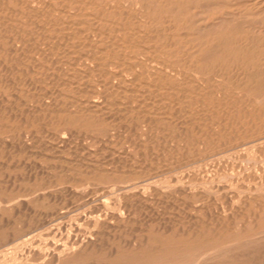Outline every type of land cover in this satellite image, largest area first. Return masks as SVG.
Masks as SVG:
<instances>
[{
  "label": "bare ground",
  "instance_id": "obj_1",
  "mask_svg": "<svg viewBox=\"0 0 264 264\" xmlns=\"http://www.w3.org/2000/svg\"><path fill=\"white\" fill-rule=\"evenodd\" d=\"M83 1L84 2L81 1L82 4L80 5V9H84L85 7L88 8V7H91L93 5V0H87L86 2H85V0H83ZM110 1H112V0H110ZM115 1H117V0H115ZM122 1L125 2V0H122ZM164 1L165 0H163L162 2H164ZM168 1H167V3H168ZM191 1H189V2L190 3L194 2L193 0H191ZM199 1H201V0H199ZM203 1H205V0H203ZM236 1H238V0H236ZM7 2H9V1L7 0ZM18 2L16 1V3H18ZM38 2L41 3L43 1H40V0H38V1L32 0L31 1L30 0V2H29L30 5L27 8L22 7L23 11L17 12L16 9H18V8L16 7L15 10L17 13L7 15L8 17H5L6 15L5 16L0 15V149L5 144L6 145V149H5L6 153H8L9 151L11 152V149L13 151V145L14 144H12V143L16 140L20 141L22 144L27 141V142H29V144L31 142V144L34 145V140H35V138L37 139L36 131L38 132V130L43 131V135L41 134V132L38 133V134L42 135V138L41 137H38V138L39 139L44 138L43 140H45L46 144H48L44 147V150H43L44 152L45 151H48L49 153H50V151L53 152L54 149L49 148V144H50L49 141H50V139L51 140L53 139L56 143L55 147L58 150V152L64 153L65 149L68 148V146L71 142L73 130H75V129L81 130L84 134L89 135V136L85 135L86 137L84 136V139L86 138L93 143V141H96V137L98 136V134L101 135L102 133L106 132L105 128L107 126H104L105 124H107L108 126H111L110 124H116L114 126L115 130H113L109 135V139H116L117 140V139L122 137L123 139L127 140L126 142H129L132 145H135L134 138L137 137V136H135V134L137 135V133H136L137 131H135V130H137L139 128L141 130V128H144V129H142L143 131H141V133L138 134V137L136 138V141H139L138 144L136 142L137 148L134 147L135 148L134 149L132 147V149L136 150L135 152H139L140 156H141V154H143L142 156H145V153L147 152L146 148H145L147 146H143V143H153L154 144L155 139L158 138V135L160 133L162 134L161 138L163 137V139H164V142H163L161 140V138H159L161 143L166 142V144L170 147L169 149H172L171 152L174 151V152H176V153L178 152L180 154L181 152H179V151H181V149H183V152L190 153L185 149V147H187V146H185V147L180 146L179 142H182V143L184 142L185 145L186 144L190 145L189 147L191 149V147L193 148V146L204 145V141H202L203 138L209 139V138L219 137L220 134H222L226 129L231 127V124L227 123L229 120L234 122L233 125H238L239 126L238 128H240L239 124L244 122V125L245 126L250 125L251 130H252V128H254V125H253L254 121H256V122L259 121L261 118L260 116H262V118H263L264 110L260 111V109H263V106L261 107L260 104H259V106H260L259 110H256L255 108L247 109L246 107L243 109L242 108L235 109L233 106H231V109L233 108V110H228V112H225V111L223 112L219 109H222V107H225V106L222 104L223 106L220 108L219 107V105H221V104H219L220 102H218L219 105L216 104L217 109L219 107V109H218L219 112L216 108H215V111L208 110L206 108L203 109L204 107L200 108V105L198 106L200 109H197L196 106L198 105L197 104L198 101L197 102L194 101V96H195V94H197L196 92L193 96L192 103H191V100L189 99L188 94H187L188 98L185 96L188 100H190L189 104L185 103V105L188 104L189 107L185 106L184 108H179L178 110L175 109L176 111L174 110V112L173 111L170 112L171 110H169L167 108L166 109L160 108L161 104L158 102L160 96H158L157 102L160 104V106L159 107L157 106V108H153L152 105L154 104V101L156 102V100L150 99L149 95L152 93H155V92L153 90V92L150 93L151 91L149 92V89H150V83L153 84L151 82V80L152 79L155 80L156 79L155 77H157V76L152 77L151 80L149 79L150 81L149 80L148 81L150 83L147 82V78L149 76L151 77V76L155 75L156 73H158V77L160 75H162V73H163L164 77L169 78V77H172L171 72L173 73V71L176 70V69H174V70L169 69V70H171V72H169L168 68H169L170 63L165 62V60H164V62H162V61L159 62V60H161V59L157 60L158 61L157 62L156 59L153 57V55H154V53H158L157 52L158 48H160V47L162 48L164 46L167 49V50H165V52L166 51L168 52L169 57L171 56V54L177 55L176 49L178 48V46L174 42L173 34H171L172 37H169V40L167 38L166 42H165V40H163L165 43H164V46H162L163 45L162 39H164V38H162V36L164 34L161 36L160 35L161 33L157 34V32L154 30L155 31L154 34L156 33L157 35L161 36V37L158 36L159 37L158 38L156 35L151 33L153 31V29L155 28L154 27L155 25L154 26L152 25L154 28L152 27L153 29H150V30H152L150 32L148 30V34L149 35H150V33L153 34L154 36L151 35V37L153 36L152 38H154V39H155V37H157L158 40H160L161 38L162 39L160 40L161 42H158L159 45H161L160 47L157 46V44H156L157 41H155V40L154 41L152 40V42L153 43L156 42L155 43L156 45L154 47H152L154 45L153 44L150 47V46L145 45V44H149V42H151L150 36L148 34H146L148 27L146 28V32L144 33L145 34V36H144L140 32H138V30H135V29L132 30L131 27L129 26L130 25L129 23H127L126 25L118 27L119 25H117V23L114 22L117 19H114V21H110V22L112 23V25H113V23L114 24L116 23L115 25H117L118 28L113 27L114 26L113 25L112 26L113 30H107V28H108L107 27L106 28L107 34H106V32L101 33L104 31L102 30L101 32H99L98 29H95L96 25H98V23L99 24L102 23L103 25L104 24L111 25V23L108 24L107 22L106 23L101 22V20H102L101 18H105L104 17L105 15L103 17H101L103 14L101 15L99 12H97L96 8L94 9V11H96L95 13H92L94 11L89 13L90 8H88V11H86V13H84L83 10H79L78 8H76V9L73 8V10H76V11H77V9L79 10L78 14H76L73 11H72L73 13H71V9H69V8H67V9H69V12L66 11L67 5L73 4L69 0H59L60 3L59 2L58 3H59L60 7L55 6L56 8H58L57 10L51 8L50 7L51 5L48 6V10H45L46 9L45 7H44L45 8L44 10H40L42 6L39 7L38 5L40 3H38ZM74 2L76 3V1H74ZM97 2L100 3V1H97ZM105 2H106V0H105ZM120 2H121V0H120ZM132 2H134V0H132ZM136 2H137V0H136ZM157 2H155L156 5H158ZM206 2H208V1H206ZM11 3H12V1H11ZM49 3H52V0ZM160 3H161V1L159 2V4ZM19 4H18V7H19ZM56 4H57V2H56ZM107 4H108V2H107ZM146 4L148 5L147 2H146ZM206 4H208V3H206ZM9 5H10V3H9ZM35 5L37 6V8H40V9H37L36 7H34ZM73 5L79 6V5H75V4H73ZM73 5H71V6H73ZM153 5H149V6L151 7ZM166 5H168V4H166ZM173 5L176 6V3H174ZM242 5L243 6L241 7V10L238 13H229L228 14L229 19L231 21L234 22V20H236V18H240L242 16L246 17V15L250 14L252 10L258 11V12L264 10V0H243ZM15 6L16 5L14 4V7ZM46 6H47V4H46ZM113 6H115V5L113 4ZM122 6H123V4H122ZM158 6H160V5H158ZM239 6H240V4L238 3V7ZM115 7H116L115 13H113L114 11H112V14H114V18L117 15L120 17V15H119L120 13L117 11L119 10V8L121 9V6L119 7V4L117 3V5ZM133 7H135V6L133 5ZM138 7H142V6L140 5ZM153 7L156 8V6H153ZM186 7H188V6H185V8ZM129 8H131V7H129ZM158 8H162V7H158ZM171 8H172V6H171ZM98 9H99L98 11H100L99 7H98ZM138 9L141 11L142 8L141 9L138 8ZM144 9L147 10L146 7ZM150 9H149V12L151 13ZM167 9H168V7H167ZM167 9L164 11L167 12ZM208 9H211V8H208ZM2 10H7V8L6 9L4 8ZM9 10H10V8H9ZM9 10H8V12H9ZM110 10H111V8H110ZM125 10H127L126 7H125ZM125 10H123V11H125ZM146 10H145V12H146ZM169 10H173V8L172 9L169 8ZM174 10H176V9H174ZM130 11L132 12L131 9H130ZM155 11L157 12V8ZM2 12L3 11H1L0 13H2ZM10 12H12V11H10ZM101 12H103V11H101ZM106 12H109V11H106ZM160 12H159V16L161 18L163 16V14H165V13L160 14ZM180 12H181V9H180ZM183 12L185 13V11L182 10V14H183ZM258 12H256L257 15L259 14ZM123 13L121 12V14H123ZM130 13L128 14L129 15L128 17L131 18L132 16L130 15ZM109 14L111 15V13H109ZM145 14L148 15L147 12ZM110 15H108V16L111 17ZM132 15H133V17H135L134 13ZM136 15H137V13H136ZM171 15H170V17H171ZM262 15H264V14H262ZM121 17H122V15H121ZM140 17H138V15H137V18H139V19H136L137 22L134 24H138V22L143 23V24H147L149 19H147V22H145L146 18L142 19L145 16L143 17L141 15ZM183 17H185V16H183ZM254 17L256 18L257 16H254ZM261 17H263V16H261ZM90 18H91V23H93L92 21L96 22V25H93V26H95V28L86 22V20H89ZM148 18H150V17L148 16ZM154 18H155V16H154ZM154 18L152 20L155 21ZM158 18L159 17L157 15L156 20ZM167 18H165V19H167ZM174 18H177V17H174ZM108 19L111 20L113 18L111 17V19L110 18H108ZM131 19H133V18H131ZM244 19L246 20L247 17ZM249 19L251 22L252 17L248 18V20ZM261 19H264V17ZM175 20H177V19H175ZM175 20H173V21H175ZM126 21H128V20H126ZM158 21H160V19ZM131 22L133 23L134 20ZM168 22H169V20H168ZM220 22L221 23H218L219 26H220V24L225 23L226 20L221 19ZM235 22H238V21H235ZM235 22H234V24H235ZM240 22H241V24H244V23H242L243 21L240 20ZM156 23H158V22H156ZM198 23H200V22H198ZM227 23H226V25H227ZM245 23H246V21H245ZM241 24H239V26ZM133 25H131V26H133ZM150 25H149V27H150ZM187 25H189V23ZM146 26L147 25H145V27ZM156 26H159V25H156ZM209 26H211V25H208V28H209ZM215 26L217 27V24H215ZM233 26L235 27V25H233ZM233 26H232V28H233ZM134 27H135V25H134ZM162 27H160L161 29L158 27L157 28L160 31V30H162ZM166 27L168 28L169 26H166ZM191 27H189V30H191ZM199 27H201V26H199ZM109 28H111V26H109ZM240 28L242 29V27H240ZM74 29H76L77 37L75 35H74L75 37L73 36L72 31H74ZM163 29H165V27ZM210 29L211 28H209L208 30H210ZM214 29L216 30V28H214ZM168 30L169 29H167V31ZM205 30H206V28H205ZM215 30L213 32H215ZM227 30H229V28L226 29V31ZM235 30H236V28H235ZM254 30H255V28H254ZM256 30H257V28H256ZM144 31H145V29H144ZM164 31H166V30H164ZM185 31L186 30H184V32ZM192 31L191 32L188 31V32L192 33ZM232 31H233V29H232ZM166 32H164V33L167 36ZM237 32H238V29H237ZM169 33L170 32H168V34ZM209 33L211 34L212 32L209 31ZM140 34L142 36H139ZM192 34L194 35V33H192ZM257 34H259V33H257ZM184 35H186V34L184 33ZM248 35H249V33H248ZM222 36H224V35H222ZM230 36H231V33H230ZM230 36H229V38H231ZM235 36L236 35H234V37ZM237 36H240V35H237ZM242 36H240L239 38H242ZM213 37H216V36H212V38ZM220 37H221V35L218 38H220ZM245 37H246V35H245ZM245 37H244V39H245ZM180 38H181V36H180ZM254 38L257 39V37H254ZM138 39L139 40L142 39L141 40L142 43L143 42L145 43V44L143 43V45H145V46L141 49L142 52L140 51V53H144V54H146V56L142 54L144 56L142 58L137 57L136 54H135L136 56H134V53L132 51H128V52L133 53V54L127 53V51H126L127 49H131V50L133 48L138 49V45H137ZM165 39H166V37H165ZM207 39L210 40L211 37H209ZM235 39H236V37H235ZM247 39H249V38H247ZM255 39H253V40L255 41ZM209 40H207L208 43H210ZM238 40H239L238 42L241 41L240 39H238ZM249 40L252 44L251 39H249ZM224 41H225V39L223 40L221 38L211 40V44H215L214 47L213 46H211V47L218 49L223 44ZM242 41L245 42V40H243V38H242ZM181 42H182V40H181ZM187 42L192 43V44L196 43V45L194 47H197L198 49L195 50V52L192 51L193 53L191 52V54H189V55L186 53H183L182 50L179 51V52H182V54H184V58L180 61V62H182V65L180 63H178L179 61L178 62L176 61V60H179V58H177L178 55L176 57L177 59H175V56L173 57L174 60L170 59L171 62L176 61L177 63H175V64H179V65H177V67L179 66L177 68L179 70H176V72H174L175 74L181 73L180 69L184 68V67L186 69H188L185 71L186 73L194 74L193 72H195L196 74L197 73L199 74L201 72V70L199 71L201 64L204 65V63H206L205 61L208 59V56L210 55V54H207L205 56L206 53H209V52H207V50L212 49V48H210L211 44L208 45L209 48L206 46V48H205L206 51H204L203 46L207 45V42L205 41V43H204V41L202 40V36H198L197 38H194V39L189 40V41L185 40V42H182V43L186 44ZM230 42H231V40H230ZM230 42H229V44L231 46L229 45L228 48L236 47L235 44L234 45L231 44L233 41L231 43ZM247 42L249 43V41H247ZM262 43H264V42H262ZM262 43H258V44H262ZM139 44H140V42H139ZM237 45L239 46V44H237ZM246 45H248V44H246ZM156 46H157V48H156ZM181 46H182V44L180 45V48H182ZM256 46H257V44H256ZM261 46H263V45H261ZM251 47H253V46H251ZM180 48H178V50H180ZM221 48H220V51H221L220 53H222ZM238 48L240 49V46ZM242 48H241V50H242ZM187 49L188 48H186L185 50H187ZM226 49H227V46H226ZM230 49H228V51ZM136 50H133V51H136ZM183 50H184V45H183ZM237 50L238 49H236V51ZM226 51L227 50H225L224 52H226ZM231 51H232L231 52V54H232L233 49H231ZM165 52H163L164 55H167V54H165ZM211 52H213V51H211ZM114 53H116V55ZM214 53H215V51L212 53V56H215ZM235 53H237V52H235ZM241 53H243V52H241ZM241 53L239 52L237 54L240 55ZM112 54H113V56H112ZM162 54L158 53V55H162ZM231 54H228V56L230 55L229 57H231ZM255 54H256V52H255ZM262 54H263L262 57L264 58V52ZM234 55L235 54H233V57H234ZM155 56H156V54H155ZM217 56L218 55H216V58H217ZM220 56H222V55H220ZM220 56L218 57L219 59H220ZM226 56H227V54L225 53V56L224 57L222 56V57L225 58ZM161 57H164V56H161ZM233 57H231L230 60H229V58H227L229 60L228 62H231V60L234 59ZM259 57H261V56H259ZM263 58H262V61H263ZM180 59H181V57H180ZM215 59H213V60H215ZM225 59L222 60L223 63H225L224 62V61H226ZM216 60H215V62H216ZM167 61H169V60H167ZM234 62H237V64H238L239 61H234ZM234 62H233V64H236ZM257 62L259 63L260 61L257 60ZM216 63L218 64V62H216ZM247 63H245V64H247ZM217 64L215 66L219 67V69H220L221 64L218 66H217ZM261 64H259V65L261 66ZM242 65H243V63H242ZM263 65H264V63H263ZM211 66H213V64H211ZM211 66H209V69H208V71H211V72H208L210 74L212 73V71H214V70H211L212 69ZM136 67H138L139 70L135 69ZM222 67H223V64H222ZM204 68H205V66H204ZM206 68H208L207 65H206ZM189 69H190V71H193V72L190 73ZM203 69H202V71H205V69L204 70ZM213 69H215V68H213ZM225 70H227V72H228V69H225ZM182 71H183V69H182ZM217 71L219 73L220 70L217 69ZM185 72H182V73H185ZM214 72H216V71H214ZM229 72H231V71H229ZM248 72H249V70L248 71H245V70L242 71L241 70L239 73H236L235 75H237L239 77L242 76L246 79L248 74L250 73V72L249 73ZM263 72H264V69H260L258 72H255V74H257V73L262 74ZM202 74L205 77H207V75H208L210 78V75L207 74V72L202 73ZM202 74L200 73V75H198V76H200V78H201ZM204 74H206V75H204ZM214 75L215 74H212V76H214ZM142 77H145V80H146L145 82L140 81V79H142ZM158 77H157V79H159ZM219 77H221V76H219ZM248 78L246 80L251 79L250 77H248ZM190 79L191 80H189V81L192 82L191 77H190ZM198 79H199V77H198ZM201 79H203L202 81L205 80L204 78H201ZM165 80L166 79H164V81ZM173 80H174V78H173ZM181 80L183 82V78ZM196 80L194 79V81H196ZM155 81H153V82H155ZM161 81H163V80H161ZM167 81H169V80H167ZM186 81H188V80H186ZM206 81H207V78H206ZM208 81H210V80H208ZM213 81H214V79H213ZM157 82H158V80H157ZM159 82H160V80H159ZM166 82L164 83V85L166 84ZM180 84H182V83H180ZM184 85H185V83H184ZM213 85L214 84H212L211 86L213 87ZM156 86H157V84H156ZM200 86H197L198 88H195V89L198 91ZM166 87L168 88L167 84H166ZM214 87H217V85H215ZM214 87H213V89H214ZM218 87H217V90H218ZM164 88L161 87L160 89H164ZM171 88H172V85H171ZM174 88H172V89H174ZM185 88L186 87H184V89ZM188 88H191V87H188ZM188 88H186L185 90H187ZM140 89H142V90H140ZM179 89H181V88L179 87ZM184 89H181V90H184ZM192 89H194V88L192 87L191 90ZM259 89H261V88H259ZM150 90H152V89H150ZM194 90H192L193 93H194ZM215 90H216V88H215ZM220 90H222V89H220ZM169 91H172V90H169ZM176 92L179 93V91H176ZM174 93H175V91H174ZM182 93H184V92H182ZM221 93H224V91L220 92L219 95H222ZM161 94H162V91H161ZM189 94H191L190 96H192V92H190ZM224 94H226V93H224ZM153 95H156V93ZM166 95L168 96L170 94L167 93ZM179 95H180V93H179ZM200 95H202V94H200ZM205 95H206V93H205ZM231 95H233V94H231ZM241 95L245 96L244 94H241ZM260 95L261 94H259L257 96H260ZM174 96H175V98H178L175 94H174ZM214 96H215V94L213 95V97ZM217 96H218V94H217ZM150 97H151V95H150ZM181 97L183 99H185L183 97V95ZM181 97L179 96V98H181ZM213 97L211 99H213ZM227 97H228V95L226 96V98ZM163 98L164 97H162L160 99L162 100ZM166 98L163 100H166V101L170 100V99L167 100ZM170 98H171V96H170ZM172 98H173V96H172ZM172 98H171L172 101L176 100V99L173 100ZM219 98H220V96H219ZM240 98H241V96H240ZM246 98L248 99V96ZM262 98H264V97L262 96ZM154 99H157V98H154ZM183 99H181V100H183ZM220 99H223V98H220ZM237 99H238V97L235 99L234 103L236 102ZM260 99H261V97H260ZM177 100H176V103H177ZM198 100H199V98H198ZM204 100H205V96H204ZM243 100H245V99H242L241 103L244 102ZM201 101H203V100H201ZM216 101H217V98H216ZM240 101H241V99H239V102ZM256 101H257V99H256ZM169 102H167V103H169ZM185 102H187V101H185ZM209 102H213V101L210 100ZM239 102H236L235 104L232 102V104L236 105ZM262 102H264V101H262ZM170 103H172V102H170ZM246 103L253 104V101H251V99H250V100H247ZM199 104H201V103H199ZM205 104H206V102H205ZM156 105H158V104H156ZM193 105L194 106L196 105L195 106L196 108H193ZM228 105H230V104H228ZM174 106H177V105H174ZM154 107H156V106H154ZM162 107H163V105H162ZM227 108H228V106H226V109ZM239 109H241V110H239ZM172 110H173V108H172ZM172 113H174V114H172ZM219 114L221 115L220 118L218 116ZM247 120L249 122H247ZM158 122H161L162 124H166V125L171 124V127L175 123V125H176L175 127L177 128V130L175 128H171V127H169V128L175 129L177 131V133L174 135H164V132L166 130L164 129L165 131L163 132L161 129L160 130L158 129L159 126L156 127V124ZM221 122H223L224 124H221ZM263 123H264V121H263ZM166 125H164V126L166 127ZM213 126L216 127L217 130H216V128H213ZM259 128H262V127H259ZM229 129L232 130L233 132L235 131L232 128H229ZM243 129H244V127H243ZM171 131L172 130H170V133H171ZM232 131H230V132H232ZM237 131H238V129H237ZM260 131H261V129H260ZM128 134L131 135L132 138L133 137L134 138L132 139ZM231 134H229V135L232 136ZM246 134H248V133H246ZM64 135H67L69 138H64L65 137ZM126 135H128L129 137ZM250 135H251V133H250ZM238 136L239 135H237L236 138H238ZM245 136L246 135H244V137ZM260 136H262V134ZM14 139H16V140H14ZM39 139H37V140H39ZM220 139H221V137L219 138V140ZM260 139H261V137L259 138V140ZM37 140L35 143H37ZM240 140H241V138H240ZM117 141H119V140H117ZM160 141H159V144H160ZM212 141H213L212 143H214V140H212ZM221 141H223V140H221ZM40 142H42V145H43L44 142L43 141H40ZM112 142L113 141L110 140V144ZM215 142H217L216 139H215ZM218 142L220 143V141H218ZM225 142H227V141H225ZM250 142H253V140ZM255 142L256 141H254V143ZM260 142H261V140H260ZM262 142H264V140ZM262 142H261V145L255 144V147H256V145H258V147H256L257 153H256V151L254 152V153H256V155L254 154V156H252V159H250V158L246 159V156H244L245 153L243 154V152H245V151L243 150L244 149L243 147H246V144L243 141H241V143L240 144L238 143L237 146H235L234 143H233L234 146H232L230 144L233 148L225 149L223 151V154L219 153L220 154L219 156L215 155V159H213V160L211 159L212 161L210 160V164L207 165V168L209 167L208 169L204 170L205 169L204 168L203 170H201V172H198L195 169H194L195 170L194 172H190V169H192L191 167H190V169H187V170H189L190 173L187 174L186 176L188 178H191V179H189L190 181L186 180V182H188V183H190V182L193 183L192 181H194V180H195V182L197 180L205 182L206 180H208V181L214 180L215 181V179H216V180H219L221 182L220 184H222V185L217 186L220 189L226 188V187L230 186V184H234V185L237 184L238 191H240V193L236 192V194H234V192H233L234 188L232 189L233 195H236V197H235L236 200L234 198L235 201L232 200V203L226 204L227 207L225 209L224 208L220 209L219 206H216L219 208V211H217L219 213H217L216 215L213 214L214 217H212V216L207 217L205 215V217H207V219H203V218H195L194 219L193 218L194 219V220L192 219L193 221H191V222L189 221L190 223L188 222L186 225H184L182 227H178L179 226L178 224H177L178 226H176L175 224L172 225L170 223H168L166 225H164L165 223L159 224V226H158V228H156V230L155 229H153V230L142 229V227L144 226L143 225L141 228H139V232H138L139 234H136V235H138V237L136 236L137 238L133 235L134 237H130L131 239L129 238V240L126 238L127 241L123 240L124 242H122V241L119 242V240H118V242H115L116 245H114V246L111 245V243H110V245H106L104 243L101 245V243L98 242L100 244V245H98L93 241L92 243H95L96 244L95 245V244H92L91 242L89 244L85 243V242H89V241H84V242L81 241L80 242L81 244L77 243V242H71V243L66 242V244H64V245H59L60 244L59 243L58 246L57 247L54 246L55 247L54 248L52 244L49 245V242L51 243V241H49L48 243L46 242V244H45L44 241H40L38 239H37V241H34L32 243H29V244H22V241L24 240L23 239L20 244H17L18 239L23 237L22 236L23 234L20 237L17 235L18 231H15V230H13V228L9 227L10 226V225H8L9 219H8V217H4V213L6 212L7 209H10L11 207H14V206L22 208L25 211L27 209L30 210L31 208H33V206L35 204L33 205L31 203L32 202L34 203V201L36 200V198L34 197V194L38 190L40 192V189L43 186L42 185H36V186L30 185L27 188H23V189L17 188L16 189L15 188L16 186L14 184H10L11 189L9 190L8 194H6L7 193L6 190L8 191V189L6 188L7 186H5V187L3 186L5 190L1 191V189H0V236H1V239H0V264H264V145H262ZM92 143H89V144H91V147H90L91 150L86 147V144H88V142L84 146H82V144H81V146H82L81 151L83 153H85L84 158L81 157L78 160V158H76L77 155H75L76 159H74V161H75L74 164L73 163L69 164L67 161V163H68L67 166H61V165L59 167L54 166L52 168H49V170H52V169L57 170V168H59V169H61L62 172H64V173L66 172L71 177L72 176H79L80 177L79 179L81 180V182L82 181H85V182L88 181V183L92 182L91 181L92 178L88 177V176H91L92 174L96 175V174L103 172V171L104 172L109 171L110 173H113V175H114V172H115V169H114L115 165L114 164H118V166L121 164V166H119V168L122 170L126 169L128 171H134L135 166H133L132 163H130L129 165H126L127 162H130L132 160V157H133L132 153L130 152L131 147H130V151H128L123 146L124 149L122 151L120 150L121 152H117V150L116 151L113 150V147L111 144L110 147H112V149H110V151H109L110 153L108 154L111 158L109 159V157L105 154L108 157L109 162L106 164V162L108 161L106 159L107 161L106 160L103 161V162H105V164L104 163L102 164V163H99L97 157L94 154L96 149H92V147L94 148V145H95V144L93 145ZM157 143L158 142H156V144ZM228 143H230V140ZM25 144L27 145L28 143H25ZM31 144H30V146H31ZM119 144H117V142H116V145H114V146H117ZM121 144L123 145V143H121ZM125 144H127V143H125ZM159 144H157L156 147L160 146ZM166 144H165V146H166ZM172 144L174 146H172ZM206 144H208V143H205V145ZM96 145H98V144H96ZM96 145H95V147H96ZM225 145H226V143H225ZM23 146L26 147L25 145H23ZM27 146H29V145H27ZM74 146H76V145H74ZM102 146H103V144H102ZM209 146H211V145H209ZM249 146H251V145L249 144ZM14 147H16V146H14ZM97 147H99V145ZM125 147H127V146L125 145ZM148 147L150 148L151 146L149 145ZM153 147H154V145H153ZM253 147H254V145H253ZM253 147H251V148H253ZM114 148H116V147H114ZM119 148L122 149V147L118 146L117 149H119ZM159 148H158V150L161 149V148L160 149ZM225 148H227V147H225ZM240 148H243L242 149L243 152L238 150ZM251 148H250V150H251ZM15 149H17V147ZM37 149H35V150H37ZM194 149H196V148H194ZM198 149H200V147ZM207 149H206V152L204 151L205 154L202 153V156L204 155V157H205V155H207L206 154L208 152ZM212 149H214V148L212 147ZM217 149L218 148L215 147V150H217ZM234 149H237L236 151L241 152V154L244 156L242 160L236 161V159L238 158L240 153H238V156H235L237 152L235 153V155L230 154L232 151H234ZM246 149H247V147H246ZM25 150H26V148H25ZM31 150H34V149H31ZM92 150H95V151H92ZM152 150H154V148L149 151V152H151L149 154H152ZM163 150L164 149H162V151ZM203 150H205V149H203ZM203 150L201 147V150H199V151L202 152ZM219 150H220V148H219ZM75 151L76 150H74V153H75ZM168 151L169 150H166V152H168ZM193 151H195V150H193ZM197 151L195 152V154L197 153ZM210 151H213V150H210ZM249 151L247 150L248 153H250ZM253 151H252V153H253ZM44 152H43V154H45ZM82 152H81V154H82ZM154 152L155 151H153V154L156 155L158 151L156 152V154ZM3 153H4V151H3ZM192 153H194V152H192ZM198 153H197V155H198ZM224 153H227V154H224ZM50 154H52V153H50ZM161 154H163V153H161ZM169 154L171 155V153H169ZM200 154L198 155V159H199ZM0 155L2 156L1 152H0ZM12 155H13V152H12ZM26 155H27V152H26ZM97 155L99 157L98 153H97ZM180 155H182V153ZM183 155H184V153H183ZM242 155H241V157H242ZM164 156H165V154H164ZM184 156L186 157L187 155H184ZM146 157H148V155H146L145 158ZM152 157H154V156H152ZM189 157L191 158L192 156H189ZM189 157H186V159H188ZM207 157H210V156L207 155L205 159H210ZM45 158H47V157H45ZM103 158H105V156H103L102 159ZM145 158L143 160H145V161L147 160V162H149V160L147 158L146 159ZM178 158H180V156H178ZM212 158H214V157L212 156ZM63 160H62V163H63ZM165 160H167L166 157H165ZM178 160L182 161V159H178ZM154 161L157 162V160H155V159H154ZM195 161H198V160L195 159ZM203 161H205V160H203ZM206 161L202 164L204 167H206L205 166ZM100 162H102V161L100 160ZM150 162H152L151 159H150ZM158 162H160V161L158 160ZM175 162H177V161H175ZM188 162H191V161L188 159ZM0 163H2V162L0 161ZM177 163H179V162H177ZM183 163L185 165L187 162L186 163L183 162ZM195 163H197V162H195ZM198 163L201 164V162H198ZM144 164L146 166L147 165L149 166V164H151V163L146 164V162H145V163H143V165ZM155 164L157 165V163H155ZM102 165H104V166H102ZM110 165L111 166L114 165L112 169L108 168V166H110ZM140 165L141 164H139V167H140ZM175 165H177V164L175 163ZM187 166H188V164H187ZM139 167H137V168L140 169L141 167L140 168ZM165 167L167 168V166H165ZM199 167H201V165ZM195 168H197V167H195ZM152 169L153 168H151L150 170H152ZM46 170L48 171V169H46ZM122 170L120 172H122ZM124 170H123V172H124ZM148 170H149V168H148ZM155 170H157V169H155ZM4 171H2V172H4ZM140 171H142V170L140 169ZM140 171H138V172L141 173ZM104 172H103V174H104ZM165 172L166 173L170 172V174H171V170H161L160 174L165 173ZM173 172H175V170ZM45 173H47V172H45ZM184 173H186V172H184ZM48 174L51 175L50 172ZM119 174H121V173H119ZM136 174L134 173V175H136ZM158 174H159V172H158ZM174 174H176V173H174ZM2 175H1L0 179L3 178ZM116 175H115V177H116ZM123 175H124V173H123ZM100 176H101V174H100ZM110 176H111V174H110ZM184 176H185L184 174L182 175V177L179 176L180 181H178V179H179L178 178L176 182L184 181V180H182V178H184ZM86 177L90 178L91 180H87ZM125 177H127V176H125ZM171 177H173V176H171ZM94 178H96V176ZM131 178L132 177H130V178L128 177V180L126 179L127 180L126 183L127 182L129 183V179H131ZM32 179L34 180L35 176H33ZM168 179L167 180L169 182H172L174 180V178H173V180L170 179L169 176H168ZM37 180L38 179H36V181ZM99 180H100V178H99ZM167 180H166V182H167ZM75 181H77V180H75ZM135 181L136 180H134V182ZM97 182H99V184L101 183L98 180H97ZM122 182L125 185L124 180H121V183ZM34 183L35 182H33V184ZM49 183L51 184L50 181H49ZM49 183H47V186L50 185ZM55 183L58 185V182H55ZM110 183H111V181H110ZM113 183H114V181H113ZM117 183H119V182H117ZM131 183H132V181L130 182V184ZM188 183L186 184L187 186H188ZM205 183H207V181ZM54 184H51V185H54ZM198 184H200V183H198ZM119 185L120 184H118V186ZM200 185L198 186L199 187L198 190L199 191L201 190V192L203 194V191L207 190V189H200L201 188ZM44 186H46V184ZM102 186H103V184H102ZM115 186H117V184ZM122 186H123V184H122ZM151 186H147L145 188H148ZM155 186H156V188H155ZM155 186H154V188L157 189V184H155ZM207 186H209V185H207ZM211 186L212 185H210L209 188H211ZM128 187H129V185H128ZM183 187L181 186V188H183ZM195 187L197 188V186H195ZM202 188H203V186H202ZM219 188H218V192L220 190ZM229 188H231V187H229ZM43 189H45V188H43ZM113 189H114V186H113ZM185 189L188 192L189 188H185ZM141 190L143 191V189H141ZM181 190L182 189H180L179 192H181ZM191 190H193V189H191ZM235 190L237 191V189H235ZM194 191H196V190H194ZM156 192H157V190H156ZM190 192L191 191H189L188 193H190ZM36 193H38V192H36ZM41 193H46V192H41ZM47 193H48V191H47ZM159 193H157V194H159ZM48 194L50 195V192ZM191 194H192V192H191ZM216 194H217V190H216ZM148 195H149V193H148ZM148 195L145 194V196H148ZM43 196H44V194H43ZM151 196H153V195H151ZM202 196H205V195L203 194ZM47 198L48 197L46 195V199ZM219 200H220V198H219ZM219 202H221V201H219ZM233 202L236 205H234ZM67 203H68V201H67ZM214 203L216 204V202H214ZM222 204H224V202H222ZM223 207H225V206H223ZM196 210H197V208H196ZM196 210H194L193 212H195ZM205 211H207V210H205ZM209 212H210V210H209ZM209 212H207V214ZM211 213H212V211H211ZM211 213H210V215H211ZM155 222H157V221H155ZM24 227H26V226H24ZM45 227H46V225H45ZM44 231L47 232V228H46V230L44 229ZM53 231H54V228H53ZM62 231H61V233H62ZM50 232H51V230H50ZM61 233H60V235H61ZM42 235L44 236V234H42ZM34 236H38V235H34ZM30 237H32V236H30ZM39 237H41V236H39ZM34 238L35 237H32L33 240H34ZM86 240H88V239L86 238ZM105 240H109V238L105 239ZM69 241H72V240H69ZM114 241H112V242H114ZM121 242H122L121 245L117 244V243L120 244ZM42 245L43 246H49V247H43V249H40L41 248L40 246H42ZM81 245H83V246H81Z\"/></svg>",
  "mask_w": 264,
  "mask_h": 264
},
{
  "label": "rangeland",
  "instance_id": "obj_2",
  "mask_svg": "<svg viewBox=\"0 0 264 264\" xmlns=\"http://www.w3.org/2000/svg\"><path fill=\"white\" fill-rule=\"evenodd\" d=\"M9 2H7V0H0V12L1 11H3L2 13H0V15L1 16H5V17H8L7 15H10V14H14V13H17V12H21V11H23V8L24 7H28L29 5H30V0L28 1V0H8ZM11 1H12V3H11ZM16 1L18 2V3H16ZM32 1V0H31ZM38 1V0H37ZM40 1H43V2H38V3H40L38 6L39 7H41V9L40 8H37V4L34 6V7H36L37 9H40V10H44L45 8V10H48V6H50L51 8H53V9H55V10H57L58 8H56L57 6L58 7H60L59 6V0H52V3H49L50 1L49 0H40ZM48 1V2H47ZM71 3H73V4H75V5H79V6H74L73 4H70V5H67V7H66V11L67 12H69V9H71V13H76V14H78V11L79 10H83V12L84 13H86V11H88V8H90V10H89V13H91L92 11H94V9L96 8V11L97 12H99L102 16L101 17H103L104 15V17L106 18H101L102 20H101V22H103V23H108V24H110L111 22L110 21H114V19H117V20H115L114 22H116L117 23V25H119L118 27H120V26H123V25H126L127 23H129L130 25V27H131V29L132 30H138V32H140L142 35H144L145 36V32H146V28H147V32H146V34H148V30H149V32L150 31H152V30H150V29H153L154 27V29H153V31L151 32V33H153L154 34V32L156 31L157 32V34L159 33H161L160 35L162 36L163 34L165 35V33L164 32H166L167 31V29H169L167 32H166V34H167V36L165 35H163L162 36V38H164V39H162V46H164V43L167 41V38H168V40H169V37H172V35L171 34H173V39H174V42L177 44V46H178V48H180V45L182 44V48H180V50H178V48L176 49V54L178 55V57H177V55H175L174 53V55H172L171 54V58L169 57V55H168V52L166 51L165 52V50H167L166 48H165V46L164 47H160L161 45H159V43L158 42H161L160 40H158V38L159 37H161L160 35H157L156 33L154 34V35H156L157 37H155V39L154 38H152L154 35L153 34H151L150 33V38H151V42H149V44H145L144 42V44L145 45H147V46H152L153 44V46L152 47H154L156 44H157V46L158 47H160V48H158L157 49V52L159 53V54H162L163 52H165V54H167V55H164V53L162 54V55H158V53H154V55H153V57L156 59V61L157 60H159V59H161V60H159V62H164V60H165V62H168V63H170L169 64V68H168V71L169 72H171V70H169V69H176V70H179V69H177L178 67H177V65H179V64H175V63H177L178 61V63H180L181 65H182V62H180L183 58H184V54H182V52L183 53H186V54H191V52L193 51V52H195V50H197L198 48L197 47H194L195 45H196V43H182V42H185V40H187V41H189V40H192V39H194V38H197L198 36H202V40L204 41V43H205V41L207 42V40H209V39H207V38H209V37H211V39L209 40V42L210 43H208L207 42V45H205V46H203V48H204V51H206V46L209 48V46L208 45H210L211 44V40H215V39H225V41L223 42V44L217 49V48H212L211 46H213L214 47V45L215 44H211L210 45V48H212L211 50H207V52H209V53H204L205 54V56L207 55V54H210L209 56H208V59L205 61L206 63H204V65H202L201 64V66H200V69H199V71L201 70V74L202 73H206L207 72V74H209L210 75V78H209V76L207 75V77H205V76H203V74H202V76H201V78H204L205 80V82L204 81H202L203 79H201L200 78V76H198V75H200V73L198 74H196L195 72H193V71H190V69H189V72L191 73V72H193L194 74H189V73H186L185 71L186 70H188V69H186L185 67L184 68H181L180 70H181V73H179V74H175L174 72H176V70H174L173 71V73L171 72V76L172 77H164V75H163V73H162V75H160L159 77H158V73H156L155 75H153V76H149L148 78H147V82H149L151 79H152V77H154V76H157L159 79H157V77H155L156 79V81L154 80V79H152L151 80V82L155 85H153V84H151L150 82V89H152V90H150L149 89V92L150 93H152L153 92V90H154V92L156 93V95H153V94H155V93H152V94H150L151 95V97H150V95H149V98L150 99H152V100H156V102L154 101V104L152 105L153 106V108H157V106L159 107L160 106V104H161V106H160V108H167V109H169V110H171L170 112H174V110L176 109V110H178L179 108H184L185 106H187V107H189L188 106V104L190 103V100H191V103H192V101H193V96H194V94H195V92L198 94H195V96H194V101H198L197 102V109H200V108H203V109H208V110H212V111H215V108L217 109V105L216 104H218V102H220L219 104H221V105H219V107L221 108L223 105L225 106V107H222V109H219V107H218V109L219 110H221V111H225V112H228V110H233V108L231 109V106H233L235 109H238V108H247V109H251V108H255L256 110H259L260 109V106L262 107L263 106V109H260V111L261 110H264V102H262V101H264V98H262V96L264 97V72L262 73V74H260V73H257V74H255V72H258L260 69H264V65H263V63H264V58L262 57L263 56V52H264V43H262V42H264V19H261V18H263L264 17V15H262V14H264V10H262V11H254V10H252L251 11V13L250 14H248V15H246V17H247V19L245 20L244 18H246V17H240V18H236V20H234V22L235 21H238V22H235V24H234V22L233 21H231L230 19H229V16H228V14L229 13H238L240 10H241V7L243 6L242 4H243V0H238V1H236V0H205V1H203V0H201V1H199V0H193L194 2L193 3H190L189 1H191V0H165L164 2H162L163 0H137V2H136V0H134V2H132V0H125V2L124 1H122L121 0V2H120V0H117V1H115V0H112V1H110V0H106V2H105V0L103 1V0H93V5L91 6V7H85L84 9H80V5L82 4V2H84L83 0H69ZM74 1H76V3L74 2ZM82 1V2H81ZM87 0H85V2H86ZM97 1H100V3L99 2H97ZM114 1V2H113ZM148 3V5L146 4V2ZM152 1V2H151ZM157 2L158 3V5H160V6H158V5H156L155 4V2ZM161 1V3L159 4V2ZM167 1H168V3H167ZM199 1V2H198ZM203 1V2H202ZM206 1H208V2H206ZM22 4H21V3ZM28 2V3H27ZM56 2H57V4H56ZM59 2V3H58ZM78 2V3H77ZM107 2H108V4H107ZM124 2V3H123ZM140 2V3H139ZM154 2V3H153ZM171 2V3H170ZM192 2V1H191ZM7 3V4H6ZM9 3H10V5H9ZM21 5H20V4ZM26 3V4H25ZM44 3V4H43ZM104 3V4H103ZM117 3L119 4V7L121 6V9L119 8V10L117 11V12H119L120 14V17L117 15L115 18H114V14H112V11H114L113 13H115V10H116V5H117ZM133 3V4H132ZM139 5H138V4ZM174 3H176V6L175 5H173ZM187 3V4H186ZM206 3H208V4H206ZM238 3L240 4V6L238 7ZM2 4V5H1ZM5 4V5H4ZM14 4L16 5L15 7H14ZM18 4H19V7H18ZM46 4H47V6H46ZM49 4V5H48ZM53 4V5H52ZM112 4V5H111ZM113 4L115 5V6H113ZM122 4H123V6H122ZM137 4V5H136ZM144 4V5H143ZM154 4V5H153ZM166 4H168V5H166ZM179 4V5H178ZM188 6V7H186L185 8V6ZM25 5V6H24ZM27 5V6H26ZM33 5V4H32ZM31 5V6H32ZM71 5H73V6H71ZM96 5V6H95ZM100 5V6H99ZM105 5V6H104ZM110 5V6H109ZM133 5L135 6V7H133ZM142 6V7H138V6ZM147 5V6H146ZM149 5H153V6H156V8H157V12L155 11L156 10V8L155 7H153V6H149ZM13 6V7H12ZM56 6V7H55ZM69 6V7H68ZM109 6V7H108ZM149 6V7H148ZM171 6H172V8H173V10H169V8L170 9H172L171 8ZM175 6V7H174ZM207 8H206V7ZM234 8H233V7ZM236 6V7H235ZM3 7V8H2ZM16 7L18 8V9H16ZM23 7V8H22ZM45 7V8H44ZM98 7L100 8V11H98L99 9H98ZM108 7V8H107ZM124 7V8H123ZM125 7L127 8V10H125ZM129 7H131V8H129ZM147 8V10L146 9H144V8ZM153 7V8H152ZM158 7H162V8H158ZM165 7V8H164ZM167 7H168V9H167ZM205 7V8H204ZM6 9L7 8V10H2V9ZM9 8H10V10H9ZM67 8H69V9H67ZM73 8L74 9H76V8H78L77 9V11L76 10H73ZM82 8V7H81ZM93 10H92V9ZM102 8V9H101ZM110 8H111V10H110ZM138 8H142L141 9V11L138 9ZM151 8V9H150ZM208 8H211V9H208ZM17 10V12H16V10ZM104 9V10H103ZM106 9V10H105ZM109 9V10H108ZM129 9V10H128ZM130 9L132 10V12L130 11ZM149 9H150V11H151V13L149 12ZM167 9V12H165L164 10H166ZM174 9H176V10H174ZM180 9H181V12H180ZM185 9V10H184ZM208 9V10H207ZM8 10H9V12H8ZM123 10H125V11H123ZM134 10V11H133ZM145 10H146V12L148 13V15L147 14H145L146 12H145ZM161 12H160V11ZM182 10L183 11H185V13L183 12V14H182ZM10 11H12V12H10ZM15 11V12H14ZM73 11V12H72ZM96 11H94V12H92V13H95ZM101 11H103V12H101ZM105 11V12H104ZM106 11H109V12H106ZM131 13H130V12ZM163 11V12H162ZM169 11V12H168ZM121 12L125 15H123V14H121ZM127 12V13H126ZM145 12V13H144ZM153 12V13H152ZM159 12H160V14H163V13H165V14H163V16L160 18V16H159ZM228 12V13H227ZM256 12H258L259 14V16L257 15V13ZM7 13V14H6ZM88 13V12H87ZM109 13H111V15L109 14ZM130 13V15L132 16L131 18H133V19H131L130 17H128L129 14ZM134 13V16L135 17H133V14ZM136 13H137V15H138V17H140L141 15L144 17V18H142V19H145L144 21L145 22H147V19H149L148 20V22H147V24H143V23H139L138 22V24H134V23H136L137 22V20L136 19H139V18H137V15H136ZM155 13V14H154ZM157 13V14H156ZM173 13V14H172ZM181 13V14H180ZM226 13V14H225ZM140 14V15H139ZM144 14V15H143ZM154 14V15H153ZM172 14V15H171ZM177 16H176V15ZM181 16H180V15ZM186 14V15H185ZM108 15H110L113 19H111V17H109ZM113 15V16H112ZM121 15H122V17H121ZM157 15H158V19L156 20V17H157ZM170 15H171V17H170ZM175 15V16H174ZM222 17H221V16ZM127 16V17H126ZM148 16L151 18H148ZM153 16V17H152ZM154 16H155V18H154ZM183 16H185V17H183ZM245 16V15H244ZM254 16H257L256 18L254 17ZM261 16H263V17H261ZM167 18V19H165V18ZM174 17H177V18H174ZM252 17V21L250 22V19L248 20V18H251ZM108 18H110L111 20H109ZM128 18V19H127ZM141 18V17H140ZM155 19V21L156 22H158V23H156L154 20H152V19ZM165 20H164V19ZM207 18V19H206ZM243 18V19H242ZM104 19V20H103ZM108 19V20H107ZM123 21H122V20ZM128 20V21H126V20ZM131 19V20H130ZM160 19V21H158ZM163 19V20H162ZM175 19H177V20H175ZM221 19H225L226 20V22L225 23H223V24H220V26H219V24L218 23H221L220 22V20ZM228 19V20H227ZM106 20V21H105ZM134 20V22L132 23L131 21H133ZM168 20H169V22H168ZM173 20H175V21H173ZM217 20V21H216ZM240 20L241 21H243L242 23H244V24H241V22H240ZM85 21V20H84ZM89 21V22H88ZM105 21V22H104ZM121 21V22H120ZM139 21V20H138ZM171 21V22H170ZM184 21V22H183ZM196 21V22H195ZM230 21V22H229ZM245 21H246V23H245ZM249 21V22H248ZM86 22L88 23V24H90L92 27H94L95 28V26H93V25H96V22L95 21H92L93 23H91V18L89 19V20H86ZM123 22V23H122ZM126 22V23H125ZM153 22V23H152ZM165 22V23H164ZM198 22H200V23H198ZM208 22V23H207ZM228 22V23H227ZM253 22V23H252ZM255 22V23H254ZM115 23V24H116ZM132 23V24H131ZM156 23V24H155ZM189 23V25H187ZM212 23V24H211ZM226 23H227V25H226ZM114 23H113V25H112V23H111V25H107V24H102V23H98V25H96V28L95 29H98L99 30V32H101L102 30L104 31V32H101V33H105L107 30H113V27H115V28H118L117 27V25H115ZM135 25V27H134V25ZM151 24V25H150ZM200 24V25H199ZM203 24V25H202ZM215 24H217V27L215 26ZM239 24H241L240 26H239ZM254 26H253V25ZM131 25H133V26H131ZM145 25H147L146 27H145ZM149 25H150V27H149ZM154 27H153V26ZM156 25H159V26H156ZM192 27H191V26ZM201 26V27H199V26ZM208 25H211V26H209V28H211L210 30H208L209 28H208ZM213 25V26H212ZM226 25V26H225ZM233 25H235V27L233 26V28H232V26ZM243 25V26H242ZM252 27H251V26ZM98 26V27H97ZM109 26H111V28H109ZM113 26V27H112ZM141 26V27H140ZM144 26V27H143ZM163 26V27H162ZM166 26H169L168 28L166 27ZM203 26V27H202ZM205 26V27H204ZM109 29H108V28ZM153 27V28H152ZM160 28V27H162V30H160L159 31V29L158 28ZM165 27V29H163ZM189 27H191V30H189ZM199 29H197V28ZM216 28V30L214 29V28ZM240 27H242V29L245 31H243ZM255 28V30H256V28H257V30L255 31L254 30V28ZM106 28H107V30H106ZM145 29V31H144V29ZM172 28V29H171ZM186 30L185 32H184V30ZM187 28V29H186ZM195 28V29H194ZM205 28H206V30H205ZM229 28V30H227L226 31V29H228ZM235 28H236V30H235ZM161 29V28H160ZM171 29V30H170ZM194 29V30H193ZM232 29H233V31H232ZM237 29H238V32H237ZM155 30V31H154ZM164 30H166V31H164ZM193 30V31H192ZM196 30V31H195ZM204 30V31H203ZM212 30V31H211ZM215 30V32H213ZM159 31V32H158ZM162 31V32H161ZM164 31V32H163ZM183 31V32H182ZM191 32L192 31V33H194V35L192 34V33H189V32ZM209 31L210 32H212L211 34L209 33ZM229 31V32H228ZM259 31V32H258ZM143 32V33H142ZM168 32H170L169 34H168ZM240 32V33H239ZM249 33V35H248V33ZM72 33H73V36L75 35L76 37H77V35H76V29H74V31H72ZM71 33V34H72ZM75 33V34H74ZM184 33L186 34V35H184ZM196 33V34H195ZM230 33H231V36H230ZM257 33H259V34H257ZM106 34H107V32H106ZM139 35V36H142V35ZM185 36H183V35ZM190 34V35H189ZM206 34V35H205ZM147 35V36H148ZM151 35H153L152 37H151ZM169 35V36H168ZM189 35V36H188ZM197 35V36H196ZM211 35V36H210ZM221 35V37L220 38H218L219 36ZM222 35H224V36H222ZM231 37V38H229V36ZM234 35H236L235 37H236V39H235V37H234ZM237 35H240V36H244L245 37V35H246V37H245V39H244V37L242 36V38H243V40H245V42H243L242 41V38H239L240 36H237ZM254 35V36H253ZM74 36V37H75ZM177 36V37H176ZM180 36H181V38H180ZM191 36V37H190ZM204 36V37H203ZM212 36H216V37H213L212 38ZM218 36V37H217ZM233 36V37H232ZM253 36V37H252ZM165 37H166V39H165ZM179 37V38H178ZM183 37V38H182ZM190 37V38H189ZM227 37V38H226ZM254 37H257V39H255ZM157 38V39H156ZM247 38H249V39H251V41H252V44H251V42H250V40L249 39H247ZM261 38V39H260ZM185 39V40H184ZM189 39V40H188ZM229 39V40H228ZM238 39H240L241 41L240 42H238L239 40ZM247 39V40H246ZM253 39H255V41L253 40ZM142 40V39H141ZM141 40H139L138 39V43H137V45H138V49L137 48H133L132 50L131 49H127L126 51H127V53H130V52H128V51H132L133 53H134V56H136L137 55V57H144L143 55H145L146 56V54H144V53H140V51L142 52V48L145 46V45H143V43H142V41ZM152 40L154 41H157V43L156 42H152ZM163 40H165V42L163 41ZM180 40V41H179ZM181 40H182V42H181ZM227 40V41H226ZM230 40H231V42H230ZM235 40V41H234ZM257 40V41H256ZM263 40V41H262ZM238 43H237V42ZM247 41H249V43L247 42ZM259 41V42H258ZM139 42H140V44H139ZM229 42L231 43V44H235V46L236 47H233V48H231V49H233V53L231 54V49L230 48H228V46L230 45L229 44ZM239 44V46H240V49L238 48L239 46L236 44ZM151 43V44H150ZM156 43V44H155ZM181 43V44H180ZM257 44V46H256V44ZM258 43H262V44H258ZM161 44V43H160ZM246 44H248V45H246ZM254 44V45H253ZM183 45H184V50H183ZM190 45V46H189ZM259 45V46H258ZM261 45H263V46H261ZM157 46H156V48H157ZM193 46V47H192ZM223 46V47H222ZM226 46H227V49H226ZM231 46V45H230ZM247 46V47H246ZM251 46H253V47H251ZM188 48L187 50H185L186 48ZM222 47V48H221ZM225 47V48H224ZM245 49H243V48ZM220 48L222 49V53H220L221 51H220ZM241 48H242V50H241ZM252 48V49H251ZM257 48V49H256ZM137 49V50H136ZM201 49V48H200ZM214 49V50H213ZM228 49H230L229 51H228ZM236 49H238L237 51H236ZM133 50H136V51H133ZM162 50V51H161ZM182 50V52H179V51H181ZM225 50H227L226 52H224ZM139 51V52H138ZM185 51V52H184ZM187 51V52H186ZM211 51H215V56H212V53L213 52H211ZM237 52V53H241V52H243V53H241L240 55L239 54H237V53H235V52ZM192 52V53H193ZM224 52V53H223ZM230 52V53H229ZM253 52V53H252ZM255 52H256V54H255ZM133 53H130V54H133ZM141 55H140V54ZM218 53V54H217ZM225 53L227 54V56H228V54H231V57H233V54H235L234 55V59H232L231 60V62H228L230 59H231V57H225V58H223L224 56H225ZM262 55H261V54ZM115 55H116V53H114ZM136 54V55H135ZM143 54V55H142ZM155 54H156V56H155ZM222 55V56H220V55ZM114 55V56H115ZM180 55V56H179ZM216 55H218L217 56V58L220 56V61L216 58ZM238 55V56H237ZM112 56H113V54H112ZM161 56H164V57H160ZM175 56V59H177V58H179V60H176V61H170V59L171 60H174V57ZM259 56H261V57H259ZM169 57V58H168ZM177 57V58H176ZM180 57H181V59H180ZM164 58V59H163ZM218 60H216V59ZM227 58H229V60L227 59ZM241 58V59H240ZM262 58H263V61H262ZM139 59V58H138ZM213 59H215L216 60V62H218V64L215 62V60H213ZM226 60V61H224L225 63H223V61L222 60ZM237 59V60H236ZM167 60H169V61H167ZM239 61L238 62V64H237V62H234V61ZM245 62H244V61ZM247 60V61H246ZM257 60L258 61H260L259 63L257 62ZM158 62V61H157ZM212 62V63H211ZM227 62V63H226ZM233 62L234 63H236V64H233ZM248 62V63H247ZM210 63V64H209ZM242 63H243V65L245 64V63H247V64H245L244 66L242 65ZM262 63V64H261ZM175 64V65H174ZM211 64H213V66H211ZM217 64V66L218 65H220L221 67H222V64H223V67L221 68L220 67V69H219V67H216L215 65ZM259 64H261V66L259 65ZM206 65L208 66V68H206ZM175 66V67H174ZM203 66V67H202ZM204 66H205V68H204ZM209 66H211V70H214V71H216V72H214V71H212V73L210 74V73H208V72H211V71H208V69H209ZM257 68H256V67ZM160 67V66H159ZM171 67V68H170ZM173 67V68H172ZM245 67V68H244ZM204 68L205 69V71H202V69ZM213 68H215V69H213ZM228 69V72L229 71H231V72H227V70H225V69ZM234 70H233V69ZM243 68V69H242ZM252 68V69H251ZM135 69H137V70H139L138 69V67H136ZM134 69V70H135ZM182 69H183V71H182ZM203 69V70H204ZM217 69L218 70H220L219 71V73H218V71H217ZM232 69V70H231ZM249 70V74H248V76H247V78L248 77H250L251 79L250 80H246L244 77H242V76H237V75H235L236 73H239L241 70L242 71H248ZM259 69V70H258ZM224 70V71H223ZM237 71V72H236ZM252 71V72H251ZM182 72H185V73H182ZM188 72V71H187ZM214 72V73H213ZM236 72V73H235ZM255 75H254V74ZM186 74V75H185ZM212 74H215L214 76H212ZM232 74V75H231ZM183 75V76H182ZM186 77H185V76ZM204 75H206V74H204ZM189 76V77H188ZM197 76V77H196ZM219 76H221V77H219ZM190 77L192 78V82L191 81H189V80H191L190 79ZM198 77H199V79H198ZM144 78V79H143ZM166 79L165 81H164V79ZM173 78H174V80H173ZM183 78V82H182V80L181 79ZM189 78V79H188ZM196 80V81H194V79ZM206 78H207V81H206ZM150 79V80H149ZM213 79H214V81H213ZM222 79V80H221ZM249 79V78H248ZM149 80V81H148ZM157 80H158V82H157ZM159 80H160V82H159ZM161 80H163V81H161ZM167 80H169V81H167ZM186 80H188V81H186ZM208 80H210V81H208ZM241 80V81H240ZM140 81H142V82H145L146 80H145V77H142V79H140ZM153 81H155V82H153ZM167 81V82H166ZM173 81V82H172ZM166 82V84H167V86H168V88L166 87V84L164 85V83ZM170 82V83H169ZM194 82V83H193ZM214 82V83H213ZM162 85H160V84ZM180 83H182V84H180ZM184 83H185V85H184ZM187 83V84H186ZM214 84L213 85V87L215 86V85H217V87H218V90H217V87H214V89H213V87L211 86L212 84ZM245 83V84H244ZM156 84H157V86H156ZM159 84V85H158ZM171 85H172V88H178L177 90L174 88V89H172L171 88ZM182 85V86H181ZM200 86L199 87V90L197 91L195 88H198L197 86ZM160 86V87H159ZM178 86V87H177ZM193 87L194 89H192V90H194V93H193V91L191 90V88H188V87ZM205 86V87H204ZM164 88V89H160V88ZM179 87L181 88V89H184V87H186V88H188L187 90L189 91H187V90H181V89H179ZM210 87V88H209ZM221 87V88H220ZM225 87V88H224ZM160 90H159V89ZM170 88V89H169ZM215 88H216V90H215ZM228 88V89H227ZM259 88H261V89H259ZM203 91H202V90ZM220 89H222V90H220ZM225 89V90H224ZM140 90H142V89H140ZM169 90H174L175 91V93H174V91L172 92V91H169ZM161 91H162V94H161ZM176 91H179V93H180V95H179V93L178 92H176ZM216 91V92H215ZM219 91V92H218ZM224 91V93H226V94H224V93H221L222 95H219L220 94V92H223ZM226 91V92H225ZM248 91V92H247ZM259 91V92H258ZM159 92V93H158ZM166 92V93H165ZM182 92H184V93H182ZM190 92H192V96H190L191 94H189ZM218 92V93H217ZM229 92V93H228ZM258 92V93H257ZM170 94V95H166V94ZM205 93H206V95H205ZM228 93V94H227ZM173 94V95H172ZM174 94L179 98V96L181 97L182 95H183V97L186 99H183L182 97L181 98H175V96H174ZM187 94H188V96H189V99L190 100H188L187 98ZM200 94H202V95H200ZM215 94V96L213 97V95ZM217 94H218V96H217ZM231 94H233V95H231ZM241 94H244L245 96H242ZM256 94V95H255ZM259 94H261L260 96H257V95H259ZM165 95V96H164ZM228 95V99L226 98V96ZM235 95V96H234ZM237 95V96H236ZM156 96V97H155ZM158 96H160V98H162V97H164L163 99H165L166 97V99L168 100V99H170V100H168V101H166V100H161L160 98H159V100H158ZM170 96H171V98H172V96H173V100H177V103H176V100L175 101H172L171 100V98H170ZM187 98H186V97ZM204 96H205V100H204ZM209 96V97H208ZM217 96V97H216ZM219 96H220V98H223V99H220L219 98ZM224 96V97H223ZM240 96H241V98H240ZM248 96V99L246 98ZM251 96V97H250ZM255 96V97H254ZM199 98V100H198V98ZM207 97V98H206ZM213 97V99H211ZM231 97V98H230ZM238 97V101L236 100V102H239V99H241V101L238 103V104H236V105H234L235 103H234V101H235V99ZM260 97H261V99H260ZM154 98H157V99H154ZM197 98V99H196ZM210 98V99H209ZM216 98H217V101H216ZM251 99V101H253V104H251V103H246V101L247 100H250ZM257 99V101H256V99ZM181 99H183V100H181ZM215 99V100H214ZM230 99V100H229ZM242 99H245V100H243L244 102L243 103H241L242 102ZM157 100H158V102L160 103H158L157 102ZM201 100H203V101H201ZM213 101V102H209V101ZM219 100V101H218ZM165 101V102H164ZM172 102V103H170V102ZM182 101V102H181ZM184 101V102H183ZM185 101H187V102H185ZM200 101V102H199ZM234 103V104H232V102ZM256 101V102H255ZM167 102H169V103H167ZM205 102H206V104H205ZM230 102V103H229ZM158 104V105H156V104ZM176 103V104H175ZM183 103V104H182ZM185 103H188L187 105H185ZM199 103H201V104H199ZM203 103V104H202ZM212 103V104H211ZM227 103V104H226ZM257 103V104H256ZM263 105H262V104ZM165 104V105H164ZM167 104V105H166ZM181 104V105H180ZM211 104V105H210ZM215 104V105H214ZM223 104V105H222ZM228 104H230V105H228ZM259 104H260V106H259ZM162 105H163V107H162ZM174 105H177V106H174ZM200 105V108L198 107ZM240 105V106H239ZM154 106H156V107H154ZM167 106V107H166ZM194 105H193V108H196ZM216 106V107H215ZM226 106H228V108L226 109ZM243 106V107H242ZM212 107V108H211ZM259 107V108H258ZM172 108H173V110H172ZM217 109V110H218ZM175 110V111H176ZM219 110H218V112H219ZM239 110H241V109H239ZM172 114H174V113H172ZM219 116V118L221 117V115L219 114L218 115ZM261 118H260V120L259 121H254V128H252V130H251V126L250 125H244V122H242L241 124H239L240 125V128H238L239 126L238 125H233V123L234 122H232V121H228L227 123H230L231 124V127H229V128H232L233 130H235L234 132L232 131V130H230L229 128L228 129H226L222 134H220L219 135V137H214L216 140H217V142L218 141H220V143L218 142H215V139L214 138H203V140L202 141H204V145H197V146H193V148L191 147V149H190V145H185L184 144V142L182 143V142H179V144H180V146H187V147H185V149L188 151V152H190V153H187V152H183V149H181V151H179V152H181L182 153V155H183V153H184V155H187L186 157H189V156H192L191 158L189 157L188 159L191 161V162H188V159H186V157L183 155H180L178 152L176 153V152H174V151H172L171 152V150L172 149H169L170 147L166 144V142L165 143H163L164 142V139H163V137L161 138V136H162V134L160 133L159 135H158V138H156L155 139V142H154V144L153 143H143V146H147V147H145L146 148V153H145V156L146 155H148V157H146L148 160H149V162H147V160L145 161V160H143L144 158H145V156H142L143 154H141V156H140V154H139V152H135L136 150H134L135 148H137L136 147V142H137V144H138V142L139 141H136V138L138 137V134H140L141 133V131H143L142 129H144V128H141V130H140V128L139 129H137V130H135V131H137L136 133H137V135L135 134V136H137V137H133L134 138V140H135V145H132V144H130L129 142H126L127 140H125V139H123L122 137L121 138H119V139H117V140H119V141H117L116 139H109V135H110V133L113 131V130H115V128H114V126L116 125V124H110L111 126H108L107 124H105L104 126H107L106 128H105V130H106V132L105 133H102L101 135H99L98 134V136L96 137V141H93V143L90 141V140H88V139H84V136L86 135V134H84L81 130H73L72 131V139H71V142H70V144H69V146H68V148H66L65 149V152L64 153H59L58 152V150L56 149V147H55V145H56V143H55V141L52 139H50V144H49V148H53L54 150H53V152L52 151H50V153H52V154H50L48 151H43L44 150V147L46 146V145H48V144H46V141L45 140H43V139H41L42 138V135H43V131H40V130H38V132L36 131V135H37V139H39L38 137H41L39 140H37L36 138H35V140H34V145L33 144H31V142H30V144H31V146H30V144H29V142H25V143H28L27 145H29V146H27L25 143H21L20 141H17L16 139H14V140H16V141H14L12 144H14L13 145V151H12V149H11V152L9 151L8 153H6V151H5V149H6V145L4 144L3 145V147L0 149V152L2 153V156L0 155V161L2 162V163H0V177H1V175H2V177L3 178H1L0 180V189H1V191H4L5 189H4V187L5 186H7L6 188L8 189V191L6 190V194H8L9 193V190L11 189V186H10V184H14L16 187V189L17 188H20V189H23V188H27L28 186H30V185H32V186H36V185H42L43 187H41V189H40V192H39V190L38 191H36V192H38V193H36L35 192V194H34V197L36 198V200L34 201V203L32 202L31 204H35L34 206H33V208H31L30 210H24V209H22V208H19V207H16V206H14V207H11L10 209H7L6 210V212L4 213V217H8V221H9V223H8V225H10L9 227H11V228H13V230H15V231H18L17 233V235L18 236H20L21 237V235L23 236V237H19L20 239H18V243L17 244H20L21 243V241H22V244H29V243H32V242H34V241H37V239L38 240H40V241H44V243L46 244V242L48 243L49 241H51V243L49 242V245L50 244H52L53 245V247L55 246V247H57L58 246V244L59 245H64V244H66V242H77V243H80L81 241L82 242H84V241H89V242H85V243H87V244H89L90 242L92 243L93 241L96 243V244H98V245H100L99 243H101V245L104 243V244H106V245H110V243H111V245H116V243L115 242H118V240H119V242L120 241H122V242H124L123 240H125V241H127V239L129 240V238L130 237H138V235H136V234H139L138 232H139V228H141L143 225V227H142V229H145V230H153V229H155L156 230V228H158V226H159V224H164V225H166V224H168V223H170V224H172V225H176V226H178V227H182V226H184V225H186L189 221L191 222V221H193L195 218H203V219H207V217H214V215H216L217 213H219V212H217V211H219V208L221 209V208H226L227 206H226V204H230V203H232V200L233 201H235L236 200V195H233V192H234V194H236V192L237 193H240V191H238V186H237V184H230V186H228V187H226V188H223V189H220L219 187H217L218 185H222V184H220L221 182L219 181V180H216L215 179V181L214 180H206L207 181V183H205V182H202V181H200V180H197L196 182H195V180L194 181H192L193 183H188V182H186V180H188V181H190L189 179H191V178H188L186 175L187 174H189L190 172H194L195 170L196 171H198V172H201V170H203L204 168V170H206V169H208L207 168V165L208 164H210V160L212 159H215V155L216 156H219L220 154L219 153H222L223 154V151L225 150V149H229V148H233L232 146H237L238 145V143L240 144L241 143V141H243L245 144H246V147H247V149H246V147H243V148H240V149H238V150H240L241 152H243L242 151V149L245 151V152H243V154H244V156H246V159L248 158H250V159H252V156H254V154L256 155V153H257V151H256V147H258V145H256V147H255V144H259V145H261V142L264 140V123H263V121H264V116H263V118H262V116H260ZM225 121V120H224ZM261 121V122H260ZM226 122V121H225ZM247 122H249L248 120H247ZM173 124V123H172ZM221 124H224L223 122H221ZM260 124V125H259ZM263 124V125H262ZM164 125H166V124H162L161 122H158L157 124H156V127H158V129L160 130H162L163 132H164V135H174V134H176L177 133V128L175 127L176 125H175V123L172 125V127H171V124L170 125H166V127L164 126ZM174 126V127H173ZM244 127V129H243V127ZM258 126V127H257ZM117 127V126H116ZM161 127V128H160ZM165 127V128H164ZM169 127H171V128H175V129H171V128H169ZM259 127H262V128H259ZM163 128V129H162ZM213 128H216V127H214L213 126ZM212 128V129H213ZM165 129V130H164ZM237 129H238V131H237ZM260 129H261V131H260ZM170 130H172L171 131V133H170ZM216 130H217V128H216ZM248 130V131H247ZM251 130V131H250ZM228 131V132H227ZM230 131H232V132H230ZM243 131V132H242ZM39 132H41V134H38ZM108 133V134H107ZM173 133V134H172ZM232 133V134H231ZM241 133V134H240ZM246 133H248V134H246ZM250 133H251V135H250ZM76 134V135H75ZM132 134V133H131ZM229 134H231L232 136H230ZM262 134V136H260ZM83 135V136H82ZM108 135V136H107ZM129 135V134H128ZM128 135H126V136H128ZM237 135H239L238 136V138H236V136ZM244 135H246L245 137H244ZM65 137L64 138H69L67 135H64ZM77 136V137H76ZM86 136H89V135H86ZM85 136V137H86ZM131 138H132V136L131 135H129ZM128 136V137H129ZM249 136V137H248ZM253 136V137H252ZM221 137V139L219 140V138ZM230 137V138H229ZM258 137V138H257ZM261 137V142H260V140H259V138ZM77 138V139H76ZM126 138V137H125ZM132 138V139H133ZM159 138H161V140L163 141L162 143H161V141H160V139ZM167 138V137H166ZM232 138V139H231ZM240 138H241V140H240ZM257 140H256V139ZM214 140V143H212L213 141L212 140ZM225 139V140H224ZM230 140V143H228L229 142V140ZM243 139V140H242ZM36 140H37V143H35L36 142ZM77 140V141H76ZM84 140V141H83ZM110 140L111 141H113L111 144H112V147H113V150H117V152H121L124 148L125 149H127L128 151H130V147H131V153H132V160L130 161V162H127V164L126 165H129L130 163H132V165L133 166H135L134 167V171H128V170H124V172H123V170L122 169H120L119 168V166H121V164L118 166V164H114V165H110V166H108V168L109 169H112L113 168V166L115 167L114 169H115V172H114V175H113V173H110L109 171H107V172H104V174H103V172H100V173H98V174H96V175H91V176H88V177H90V178H92V180L90 179V178H87L86 177V179L87 180H91L92 182H89L88 183V181L87 182H85V181H82L81 182V180L79 179L80 177L79 176H70L69 174H67L66 172L64 173V172H62L61 171V169H59V168H57V170L56 169H52V170H49V168H52V167H54V166H56V167H59L60 165L61 166H67L68 165V163L69 164H74L75 163V161H74V159H76V158H78V160L81 158V157H83L84 158V155H85V153H83L82 151H81V147L82 146H84L87 142H88V144L89 143H92L93 145L95 144H98L99 145V147H97L98 145H96V147L98 148H96L95 147V145H94V148L92 147V149H96V151L95 150H92V151H95V156L97 157V159H98V161H99V163H104L105 164V162H103V161H105L106 159L108 160V157H109V159L111 158L108 154L110 153L109 151H110V149H112V147H110L111 146V144H110ZM123 140V141H122ZM125 140V141H124ZM158 140V141H157ZM166 140V139H165ZM221 140H223V141H221ZM234 142H233V141ZM237 140V141H236ZM245 140V141H244ZM253 140V142H250V141H252ZM40 141H43L44 143H43V145H42V142H40ZM117 142V144H119V145H117V146H114V145H116V142ZM159 141H160V144H159ZM206 141V142H205ZM225 141H227V142H225ZM254 141H256L255 143H254ZM96 142V143H95ZM156 142H158L157 144H159L160 146H158V147H156ZM226 143V145H225V143ZM260 142V143H259ZM17 143V144H16ZM73 143V144H72ZM121 143H123V145L121 144ZM125 143H127V144H125ZM205 143H208L209 145H211L214 149H212V147L211 146H209L208 144H206L205 145ZM212 143V144H211ZM233 143H234V145H233ZM237 143V144H236ZM19 144V145H18ZM39 144V145H38ZM81 144H82V146H81ZM86 144V147L87 148H89L90 150H91V144ZM102 144H103V146H102ZM106 144V145H105ZM110 144V145H109ZM129 144V145H128ZM146 144V145H145ZM148 144V145H147ZM165 144H166V146H165ZM178 144V145H179ZM182 144V145H181ZM220 144V145H219ZM224 144V145H223ZM232 146H231V145ZM249 144L251 145V146H249ZM23 145H25L26 147H24ZM35 147H33V146ZM74 145H76V146H74ZM92 145V146H93ZM125 145L127 146V147H125ZM151 146L150 148L148 147V146ZM153 145H154V147H153ZM209 147H208V146ZM229 145V146H228ZM253 145H254V147H253ZM262 145H264V142H262ZM5 146V147H4ZM14 146H16L17 147V149H15L16 147H14ZM20 146V147H19ZM40 146V147H39ZM51 146V147H50ZM118 146L119 147H122V149L121 148H119V149H117L118 148ZM123 146H124V148H123ZM162 146V147H161ZM172 146H174L173 144H172ZM23 147V148H22ZM110 147V148H109ZM114 147H116V148H114ZM132 147L134 148V149H132ZM154 148V150H152V154H153V151H155L154 153L156 154V152H157V154L156 155H152V154H149V153H151V152H149L151 149H153ZM161 149H160V148ZM164 147V148H163ZM166 147V148H165ZM200 147V149H198ZM201 147H202V150L203 149H205V150H203L202 152L201 151H199V150H201ZM215 147H217L218 149L217 150H215ZM225 147H227V148H225ZM251 147H253V148H251ZM25 148H26V150H25ZM38 148V149H37ZM42 148V149H41ZM158 148L162 151V149H164L162 152L160 151V150H158ZM168 148V149H167ZM194 148H196V149H194ZM208 148V149H207ZM210 148V149H209ZM219 148H220V150H219ZM250 148H251V150L253 151V153H252V151L250 150ZM20 149V150H19ZM31 149H34V150H31ZM35 149H37V150H35ZM102 149V150H101ZM189 149V150H188ZM206 149H207V155H209L210 157H207V158H210V159H205L206 158V156L207 155H205V157H204V155L202 156V153L203 154H205L204 153V151L206 152ZM24 150V151H23ZM29 150V151H28ZM74 150H76L75 151V153H74ZM102 152H101V151ZM121 150V151H120ZM166 150H169L168 152H166ZM193 150H195V151H193ZM198 150V151H197ZM210 150H213V151H210ZM220 152H219V151ZM237 149H234V151H232L230 154H234L235 155V153H236V155L235 156H238V153H240L239 154V156H238V158L236 159V161H239V160H242L243 159V155L241 154V152H239V151H236ZM247 150L250 152V153H248L247 152ZM3 151H4V153H3ZM15 151V152H14ZM42 151V152H41ZM105 151V152H104ZM185 151V150H184ZM197 151V153H198V155L200 154V156H199V159H198V155H197V153L195 154V152ZM256 151V153H254ZM12 152H13V155H12ZM26 152H27V155H26ZM31 154H30V153ZM33 152V153H32ZM43 152L45 153V154H43ZM48 152V153H47ZM73 152V153H72ZM81 152H82V154H81ZM192 152H194V153H192ZM234 152V153H233ZM29 153V154H28ZM47 153V154H46ZM97 153L99 154V157H98V155H97ZM102 153V154H101ZM161 153H163V154H161ZM169 153H171V155L169 154ZM187 153V154H186ZM217 153V154H216ZM253 155H252V154ZM64 154V155H63ZM67 154V155H66ZM108 156H106V155ZM139 154V155H138ZM164 154H165V156H164ZM168 154V155H167ZM174 154V155H173ZM177 154V155H176ZM179 154V155H178ZM189 154V155H188ZM192 154V155H191ZM224 154H227V153H224ZM247 154V155H246ZM43 155V156H42ZM66 155V156H65ZM75 155H77V157L75 156ZM162 155V156H161ZM195 155V156H194ZM241 155H242V157H241ZM27 156V157H26ZM103 156H105V158H103L102 159V157ZM140 156V157H139ZM151 158H150V157ZM152 156H154V157H152ZM172 156V157H171ZM178 156H180V158H178ZM212 156L214 157V158H212ZM248 156V157H247ZM250 156V157H249ZM45 157H47V158H45ZM72 157V158H71ZM76 157V158H75ZM142 157V158H141ZM156 157V158H155ZM162 157V158H161ZM165 157H166V159L167 160H165ZM168 157V158H167ZM197 157V158H196ZM204 157V158H203ZM145 158V159H146ZM155 160H157V162H155L154 161V159ZM196 160H198V161H195V159ZM218 158V157H217ZM216 158V159H217ZM61 159V160H60ZM64 159V160H63ZM66 159V160H65ZM150 159L152 160V162H150ZM177 159V160H176ZM178 159H182V161L181 160H178ZM186 159V160H185ZM62 160H63V163H62ZM100 160L102 161V162H100ZM106 160V161H107ZM139 160V161H138ZM158 160L160 161V162H158ZM162 160V161H161ZM203 160H207L206 161V167H204L202 164L205 162V161H203ZM211 160V161H212ZM66 161V162H65ZM67 161H68V163H67ZM133 161V162H132ZM141 161V162H140ZM144 161V162H143ZM165 161V162H164ZM175 161H177V162H179V163H177V162H175L177 165H175V163L174 162ZM109 162V160L106 162V164ZM140 162V163H139ZM146 162V164H149V163H151V164H149V166L147 165H143V163H145ZM169 162V163H168ZM173 162V163H172ZM183 162H187L185 165H184V163ZM195 162H197V163H195ZM198 162H201V164H199ZM208 162V163H207ZM121 163V162H120ZM135 163V164H134ZM141 164L140 165V167H139V164ZM155 163H157V165L155 164ZM163 163V164H162ZM172 163V164H171ZM181 163V164H180ZM191 165H190V164ZM3 166H2V165ZM16 164V165H15ZM165 164V165H164ZM167 164V165H166ZM187 164H188V166H187ZM8 165V166H7ZM173 165V166H172ZM183 165V166H182ZM190 165V166H189ZM201 165V167H199ZM3 168H2V167ZM102 166H104V165H102ZM161 168H160V167ZM165 166H167V168L164 167ZM176 166V167H175ZM15 167V168H14ZM137 167H139L142 171H140V169H138ZM153 168L152 170H150L151 168ZM173 167V168H172ZM175 167V168H174ZM179 167V168H178ZM190 167L192 168V169H190ZM195 167H199L198 169L197 168H195ZM6 168V169H5ZM107 168V169H108ZM148 168H149V170H148ZM157 169V170H155V169ZM3 169V170H2ZM46 169H48V171L46 170ZM171 170V174H170V172H165V173H161L160 174V171L161 170ZM187 169H190V172H189V170H187ZM195 169V170H194ZM5 170V171H4ZM16 170V171H15ZM122 170V172H120ZM146 170V171H145ZM155 172H154V171ZM175 170V172H173ZM177 170V171H176ZM188 172H187V171ZM193 170V171H192ZM2 171H4V172H2ZM128 171V172H127ZM137 171V172H136ZM138 171H140L141 173H139ZM45 172H47V173H45ZM50 172V174L52 175H49L48 173ZM117 172V173H116ZM132 172V173H131ZM157 172V173H156ZM158 172H159V174H158ZM173 172V173H172ZM184 172H186V173H184ZM232 172V171H231ZM106 173V174H105ZM119 173H121V174H119ZM123 173H124V175L125 176H127V177H125L124 175H123ZM126 173V174H125ZM128 173V174H127ZM134 173L136 174V175H134ZM144 173V174H143ZM174 173H176V174H174ZM100 174H101V176H100ZM110 174H111V176H110ZM117 174V175H116ZM173 174V175H172ZM184 174L185 176H184V178H182V180H184V181H181V182H176L177 181V179H178V181H180V177L179 176H181L182 177V175ZM234 174V173H233ZM115 175H116V177H115ZM131 175V176H130ZM146 175V176H145ZM33 176H35V179L33 180L32 179V177ZM37 176V177H36ZM96 176V178H94V177ZM99 176V177H98ZM141 176V177H140ZM168 176H169V178L170 179H172L173 180V178H174V180L172 181V182H169L168 180ZM171 176H173V177H171ZM177 176V177H176ZM128 177L130 178V177H132L131 179H129V183L127 182L126 183V181L128 180ZM134 177V178H133ZM99 178H100V180H99ZM108 178V179H107ZM36 179H38L37 181H36ZM72 179V180H71ZM79 179V180H78ZM108 181H107V180ZM111 179V180H110ZM127 179V180H126ZM168 179V180H167ZM47 180V181H46ZM51 182V184H54L55 182H58V185L55 183L54 185H51L50 183H49V181ZM75 180H77V181H75ZM95 180V181H94ZM97 180L98 181H100L101 183L99 184V182H97ZM111 181V183H110V181ZM121 180H124V182H125V185H124V183L122 182L121 183ZM134 180H136L135 182H134ZM166 180H167V182H166ZM113 181H114V183H113ZM132 181V183L130 184V182ZM33 182H35L34 184H33ZM68 182V183H67ZM85 182V183H84ZM109 182V183H108ZM117 182H119V183H117ZM213 182V183H212ZM46 184V186H44L45 184ZM47 183H49L48 185L49 186H47ZM76 183V184H75ZM88 183V184H87ZM113 183V184H112ZM135 183V184H134ZM151 183V184H150ZM157 184V189H155L156 188V186H155V184ZM177 183V184H176ZM188 183V186L186 185ZM196 185H195V184ZM198 183H200L202 186H203V188H202V186L200 185V184H198ZM203 183V184H202ZM205 183V184H204ZM210 183V184H209ZM78 184V185H77ZM102 184H103V186H102ZM117 184V186H115ZM118 184H120L119 186H118ZM122 184H123V186H122ZM127 184V185H126ZM182 184V185H181ZM191 184V185H190ZM2 185V186H1ZM13 185V186H14ZM73 185V186H72ZM90 185V186H89ZM128 185H129V187H128ZM137 185V186H136ZM153 187H152V186ZM197 186V188L194 186ZM200 185V189H207V190H204L203 191V194L205 195V196H202L203 194H202V192H201V190L199 191L198 189H199V186ZM207 185H212L211 186V188H209V186H207ZM216 187H215V186ZM4 186V187H3ZM80 186V187H79ZM99 186V187H98ZM108 186V187H107ZM113 186H114V189H113ZM147 186H151V187H148V188H145V187H147ZM154 186H155V188H154ZM160 186V187H159ZM181 186L183 187V188H181ZM233 186V187H232ZM237 186V187H236ZM53 187V188H52ZM85 187V188H84ZM131 187V188H130ZM144 187V188H143ZM193 187V188H192ZM214 187V188H213ZM229 187H231V188H229ZM43 188H45V189H43ZM108 188V189H107ZM112 188V189H111ZM163 188V189H162ZM182 189L181 190V192H179L180 191V189ZM185 188H189V190H188V192L189 191H191L192 192V194H191V192L190 193H188L187 192V190L185 189ZM195 188V189H194ZM218 188L220 189L219 190V192H218ZM234 188V189H233ZM43 189V190H42ZM141 189H143V191L141 190ZM191 189H193V190H191ZM213 189V190H212ZM232 189H233V192H232ZM235 189H237V191L235 190ZM156 190H157V192H156ZM194 190H198L197 192L196 191H194ZM216 190H217V194H216ZM47 191H48V193L50 192V195L47 193ZM53 191V192H52ZM120 191V192H119ZM153 191V192H152ZM194 191V192H193ZM41 192H46V193H41ZM85 192V193H84ZM149 193V195H148V193ZM160 192V193H159ZM169 192V193H168ZM41 193V194H40ZM151 193V194H150ZM156 193V194H155ZM157 193H159V194H157ZM195 195H194V194ZM43 194H44V196H43ZM145 194L146 195H148V196H145ZM36 195V196H35ZM46 195H47V199H46ZM54 195V196H53ZM120 195V196H119ZM136 195V196H135ZM144 195V196H143ZM151 195H153V196H151ZM194 195V196H193ZM50 196V197H49ZM85 196V197H84ZM170 196V197H169ZM234 196V197H233ZM44 197V198H43ZM197 197V198H196ZM143 198V199H142ZM193 198V199H192ZM204 198V199H203ZM219 198H220V200H219ZM234 198H235V200H234ZM206 199V200H205ZM230 199V200H229ZM81 200V201H80ZM137 200V201H136ZM200 200V201H199ZM67 201H68V203H67ZM179 201V202H178ZM219 201H221V202H219ZM55 202V203H54ZM214 202H216V204L214 203ZM222 202H224V204H222ZM139 203V204H138ZM214 204V205H213ZM233 204L234 205H236L234 202H233ZM107 205V206H106ZM233 205V206H234ZM128 206V207H127ZM211 206V207H210ZM215 206V207H214ZM216 206H219V208L218 207H216ZM223 206H225V207H223ZM35 207V208H34ZM193 207V208H192ZM196 208H197V210L199 211H197L196 210ZM213 208V209H212ZM196 210L195 212H193L194 210ZM205 210H207V211H205ZM209 210H210V212H209ZM211 211H212V213H211ZM19 212V213H18ZM35 212V213H34ZM207 212H209L208 214H207ZM215 212V213H214ZM204 213V214H203ZM210 213H211V215H210ZM38 214V215H37ZM170 214V215H169ZM214 214V215H213ZM21 215V216H20ZM205 215L207 216V217H205ZM171 218V219H170ZM194 218V219H193ZM193 219V220H192ZM151 220V221H150ZM155 221H157V222H155ZM91 222V223H90ZM98 222V223H97ZM108 222V223H107ZM111 222V223H110ZM189 222V223H190ZM56 223V224H55ZM104 223V224H103ZM39 224V225H38ZM49 224V225H48ZM51 224V225H50ZM178 224V225H177ZM45 225H46V227H45ZM54 225V226H53ZM77 225V226H76ZM108 225V226H107ZM110 225V226H109ZM24 226H26V227H24ZM48 226V227H47ZM104 226V227H103ZM161 226V225H160ZM22 227V228H21ZM39 227V228H38ZM57 227V228H56ZM115 227V228H114ZM46 228H47V232H45L44 231V229L46 230ZM53 228H54V231H53ZM110 228V229H109ZM113 230H112V229ZM39 230V231H38ZM43 230V231H42ZM50 230H51V232H50ZM63 230V231H62ZM42 231V232H41ZM61 231H62V233H61ZM109 231V232H108ZM40 232V233H39ZM46 234H45V233ZM57 232V233H56ZM154 232V231H153ZM52 233V234H51ZM60 233H61V235H60ZM40 234V235H39ZM42 234H44V236L42 235ZM49 234V235H48ZM34 235H38V236H34ZM57 235V236H56ZM134 235V236H133ZM141 235V234H140ZM30 236H32V237H35L34 238V240L32 239V237H30ZM39 236H41V237H39ZM43 236V237H42ZM54 236V237H53ZM72 237V238H71ZM136 237V238H137ZM33 240H31V239ZM61 238V239H60ZM77 238V239H76ZM86 238L88 239V240H86ZM91 240H90V239ZM109 238V240H105V239H108ZM115 238V239H114ZM127 238V239H126ZM0 239H1V236H0ZM72 240V241H69V240ZM131 239V238H130ZM31 240V241H30ZM55 240V241H54ZM102 242H101V241ZM115 240V241H114ZM29 241V242H28ZM58 241V242H57ZM112 241H114V242H112ZM54 244H53V243ZM99 242V243H98ZM122 242L119 244V243H117L118 245H121L122 244ZM95 243H92V244H95ZM81 244V243H80ZM95 244V245H96ZM81 246H83V245H81ZM41 248L40 249H43V247H49V246H40ZM54 247V248H55Z\"/></svg>",
  "mask_w": 264,
  "mask_h": 264
}]
</instances>
